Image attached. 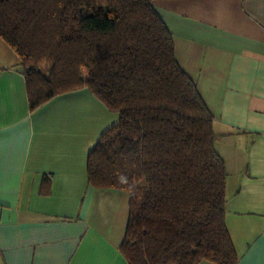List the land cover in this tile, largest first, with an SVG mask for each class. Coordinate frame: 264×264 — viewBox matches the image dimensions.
I'll return each instance as SVG.
<instances>
[{
    "label": "crops",
    "instance_id": "1",
    "mask_svg": "<svg viewBox=\"0 0 264 264\" xmlns=\"http://www.w3.org/2000/svg\"><path fill=\"white\" fill-rule=\"evenodd\" d=\"M152 7L172 34L179 66L213 116L215 150L227 172L225 224L237 264L253 253L259 259L264 0H153ZM20 62L0 36V138L6 156L0 264H129L119 248L128 195L93 187L86 171L89 151L118 113L86 87L31 110Z\"/></svg>",
    "mask_w": 264,
    "mask_h": 264
},
{
    "label": "trees",
    "instance_id": "2",
    "mask_svg": "<svg viewBox=\"0 0 264 264\" xmlns=\"http://www.w3.org/2000/svg\"><path fill=\"white\" fill-rule=\"evenodd\" d=\"M152 1L0 0V36L20 58L31 110L86 87L118 113L86 171L93 187L128 195L129 264H237L213 116Z\"/></svg>",
    "mask_w": 264,
    "mask_h": 264
},
{
    "label": "snow or ice",
    "instance_id": "3",
    "mask_svg": "<svg viewBox=\"0 0 264 264\" xmlns=\"http://www.w3.org/2000/svg\"><path fill=\"white\" fill-rule=\"evenodd\" d=\"M24 142V138H21V143ZM5 167H6V156H5V149L3 145L2 138H0V191L3 190V181L5 175ZM261 249V256L259 259H253V254H250L248 258L243 261V264H264V241L261 242L259 245ZM255 251V250H254ZM11 264H29V262H16L13 261Z\"/></svg>",
    "mask_w": 264,
    "mask_h": 264
},
{
    "label": "rangeland",
    "instance_id": "4",
    "mask_svg": "<svg viewBox=\"0 0 264 264\" xmlns=\"http://www.w3.org/2000/svg\"><path fill=\"white\" fill-rule=\"evenodd\" d=\"M39 68H41L40 71L42 72L43 75H47L48 72H47L46 65L40 66Z\"/></svg>",
    "mask_w": 264,
    "mask_h": 264
}]
</instances>
